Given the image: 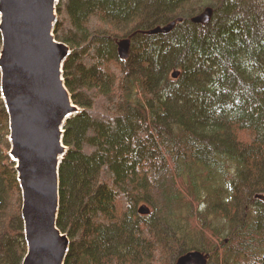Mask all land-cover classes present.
Masks as SVG:
<instances>
[{"label": "trees", "instance_id": "obj_1", "mask_svg": "<svg viewBox=\"0 0 264 264\" xmlns=\"http://www.w3.org/2000/svg\"><path fill=\"white\" fill-rule=\"evenodd\" d=\"M147 1L56 4L80 108L63 126L64 264H174L194 250L207 264H264V29L234 18L239 0H217L209 29L188 19L216 0H156L152 12ZM178 17L172 38L142 33ZM128 36L120 59L116 40ZM8 136L0 98V264H21Z\"/></svg>", "mask_w": 264, "mask_h": 264}, {"label": "water", "instance_id": "obj_2", "mask_svg": "<svg viewBox=\"0 0 264 264\" xmlns=\"http://www.w3.org/2000/svg\"><path fill=\"white\" fill-rule=\"evenodd\" d=\"M56 4L57 0H0V98L8 116V156L22 199L26 251L21 264H64L70 244L57 226L59 165L68 150L63 126L80 108L63 77L71 48L55 37ZM212 14L213 8L207 7L190 21L205 25ZM182 19L142 33H168ZM130 45L131 36L116 40L119 58L129 57ZM178 75V70L171 73L173 78ZM138 212L147 214L149 208L142 204ZM174 264H207V255L188 251Z\"/></svg>", "mask_w": 264, "mask_h": 264}, {"label": "rangeland", "instance_id": "obj_3", "mask_svg": "<svg viewBox=\"0 0 264 264\" xmlns=\"http://www.w3.org/2000/svg\"><path fill=\"white\" fill-rule=\"evenodd\" d=\"M58 1L59 0H57V2ZM155 2H156V0H150L149 2L147 1V4H149V7L152 8L151 12L154 11L153 10L155 8L154 6H156ZM238 2H239L238 7L232 13L234 18H236V19L238 18L237 20H239V18L240 19L242 18V20L244 19L245 21H248L250 19L255 20V25L256 26L261 25L262 28L264 29V0H239ZM215 3H217V0L215 2H211L207 6L202 7L198 10H199V12H201L202 10H204L207 7H211L214 9ZM186 14H184V16H186L188 19V16ZM196 14H194V15H196ZM217 16L220 18L219 14L216 11L214 12V10H213L211 20L207 24L203 25L205 27H201V28H208L209 29V28L213 27L216 23ZM190 18L191 17H189L188 20H190ZM193 24H196V23H193ZM197 25H200V24H197ZM175 31L176 30L172 29L168 33H164L162 35L165 36L167 39L172 38L176 34ZM21 203H22V199L20 201V204Z\"/></svg>", "mask_w": 264, "mask_h": 264}]
</instances>
